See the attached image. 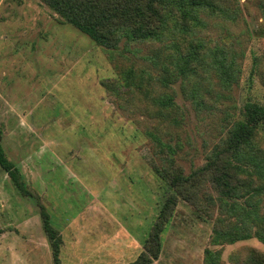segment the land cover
<instances>
[{"label": "rangeland", "instance_id": "rangeland-1", "mask_svg": "<svg viewBox=\"0 0 264 264\" xmlns=\"http://www.w3.org/2000/svg\"><path fill=\"white\" fill-rule=\"evenodd\" d=\"M212 1L216 7L198 12L203 23L189 38L204 44L202 67L212 53L225 61L234 55L237 80L223 86L207 67L184 87L157 82L144 92L147 72L156 75L161 61L186 47L180 33H167L157 69L143 56L159 48L153 44L132 43L112 56L41 0H0V141L61 234V264L133 260L171 191L156 168L189 173L224 142L246 101L264 103V0ZM131 65L136 78L146 68L143 91L127 87ZM164 91L174 96L176 121L157 114L152 93ZM258 129L264 148V124ZM207 194L217 196L208 181L202 201ZM207 210L178 199L149 264H206V248L221 249L226 263L248 246L264 250L254 236L213 243L222 213L217 204ZM0 264H54L36 200L21 195L1 166Z\"/></svg>", "mask_w": 264, "mask_h": 264}, {"label": "trees", "instance_id": "trees-1", "mask_svg": "<svg viewBox=\"0 0 264 264\" xmlns=\"http://www.w3.org/2000/svg\"><path fill=\"white\" fill-rule=\"evenodd\" d=\"M53 9L64 21H67L87 34L96 44L104 46L112 56L131 50L132 43L143 42L161 46L167 33H180L185 46L176 54L170 55L168 63L158 67L160 47L151 48L152 53L143 55L152 60V66L159 73H148L146 87L142 78L146 68L140 69V76L131 65L126 71L127 87L132 84L144 92L150 91L159 82L163 87L180 80L184 87L186 81L201 76L212 67L218 73V81L223 86H231L237 80V64L233 55L229 61L213 54L212 62L202 67L206 61L200 53L204 48L200 40L190 39L189 34L201 25L202 9L214 10L212 0H41ZM122 43V45H121ZM171 45V42L170 44ZM134 49V48H133ZM137 49V48H136ZM224 57V56H223ZM152 80V82H151ZM201 81L196 80L194 91L196 98ZM143 91V90H142ZM160 117L171 118L176 107L172 93L164 91L152 93ZM159 117V118H160ZM264 124V103L248 100L243 104L242 118L237 119L229 130L224 142L210 154L206 161L184 173L179 165L168 168H156L158 174L167 182L171 191L159 205L149 232L143 243V250L126 264H149L158 257L162 240L161 234L166 227L178 199L186 200L195 207L208 211L210 204H217L222 214L216 215L213 223L211 241L213 243H233L237 240L257 237L264 242V148L256 139L261 135L258 127ZM156 136L158 144L174 152L171 145ZM171 158V156H170ZM171 164V163H170ZM0 166L9 175L13 185L23 196L36 200L43 227L52 248L54 264H61V234L52 224L50 214L39 197L28 189L20 168L7 156L0 141ZM207 181L217 192V196L207 194L208 201H202L200 193ZM204 201H206L204 203ZM206 264H264V250L248 246L242 253L237 251L230 256L229 262L221 258V249L205 250Z\"/></svg>", "mask_w": 264, "mask_h": 264}]
</instances>
